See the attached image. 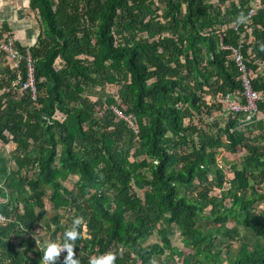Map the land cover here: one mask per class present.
Segmentation results:
<instances>
[{
  "label": "trees",
  "instance_id": "1",
  "mask_svg": "<svg viewBox=\"0 0 264 264\" xmlns=\"http://www.w3.org/2000/svg\"><path fill=\"white\" fill-rule=\"evenodd\" d=\"M253 4L30 0L35 42L16 40V68L0 49V141L12 145L0 150V264H40L37 229L62 239L76 216L80 264L105 251L116 264H264V0L249 17ZM10 31L0 24V40ZM239 44L262 94L250 119L222 103H246ZM223 149L246 151L230 178Z\"/></svg>",
  "mask_w": 264,
  "mask_h": 264
},
{
  "label": "built area",
  "instance_id": "2",
  "mask_svg": "<svg viewBox=\"0 0 264 264\" xmlns=\"http://www.w3.org/2000/svg\"><path fill=\"white\" fill-rule=\"evenodd\" d=\"M260 6L262 5L260 4ZM257 9H258V5L253 6L250 9L249 17L252 16L257 11ZM235 28L238 29V27ZM228 48L232 49L234 60L237 66L239 67V70L241 71V79L243 82L244 97L246 98V103H241L236 95H232L228 93L222 98L224 110L233 111V112H240V111L248 112L247 119H250L252 115H254L257 111V101H259L262 98V94L253 88L252 76H251L252 74L243 56L242 44H239L236 47L228 46ZM0 49L7 54V57L13 68H16L19 65V62L23 59L20 49L16 46V39L14 36L7 35L5 36V38L1 39ZM27 60H28V79L26 82H24L23 87L31 88L33 90V97L35 98L36 87H35V78L33 73L34 67L31 63V55L29 52H28ZM115 111L120 116H123L129 122L133 123L131 116L124 115L116 108ZM135 132H138L136 126H135ZM66 255H67L66 251L61 252L60 254L61 257H65Z\"/></svg>",
  "mask_w": 264,
  "mask_h": 264
},
{
  "label": "clouds",
  "instance_id": "3",
  "mask_svg": "<svg viewBox=\"0 0 264 264\" xmlns=\"http://www.w3.org/2000/svg\"><path fill=\"white\" fill-rule=\"evenodd\" d=\"M66 223L68 226L65 227L62 239H47L44 241L41 248L43 255L40 264H55L61 252L64 251L67 253L64 257V264H80L74 248L77 246L76 241L84 236L83 229L86 227L84 217L76 216ZM117 256V252L105 251L90 256L89 264H116Z\"/></svg>",
  "mask_w": 264,
  "mask_h": 264
},
{
  "label": "crops",
  "instance_id": "4",
  "mask_svg": "<svg viewBox=\"0 0 264 264\" xmlns=\"http://www.w3.org/2000/svg\"><path fill=\"white\" fill-rule=\"evenodd\" d=\"M253 2L256 6L260 0H253ZM29 5L30 0H0V24L4 21L9 24L10 33L21 46H31L40 31L35 12ZM8 34L9 32L5 33V35ZM259 71L264 76V63L260 65Z\"/></svg>",
  "mask_w": 264,
  "mask_h": 264
},
{
  "label": "rangeland",
  "instance_id": "5",
  "mask_svg": "<svg viewBox=\"0 0 264 264\" xmlns=\"http://www.w3.org/2000/svg\"><path fill=\"white\" fill-rule=\"evenodd\" d=\"M31 16H33V14H31ZM35 16V15H34ZM36 17V16H35ZM33 22L35 23V20L32 18ZM16 39V38H15ZM109 91H112V92H116L117 91V88H108ZM93 99H96V97H92ZM58 118L62 119L63 116L62 114H59L57 116ZM0 150L5 154L7 155L8 157H10V153H11V150H12V145L11 144H4L0 141ZM246 153V151L244 149H241L238 153L236 154H232L229 150H221V153L218 155V164L220 166H222L224 168V171L226 173V176L227 177H233V172H232V167H234L233 165L237 162H241L244 154ZM12 165H14L13 163H11ZM77 180V177H69L68 179H65L63 180L65 184L68 185V187H73V183ZM219 192V189H215V193H218ZM45 203H46V208H45V219H49V217L51 215L54 214V210L51 209V204H50V201H49V198L46 197L45 198ZM261 208H264V203L261 204L260 206ZM63 214L66 215L67 211L65 210H62L61 211ZM68 214L71 215V212L69 211ZM66 219V218H65ZM48 221V220H47ZM47 223V222H45ZM37 233H36V236L40 237L42 240H46V237H47V234L45 232V230H41V228H38L37 229ZM242 232H244V229L242 228ZM242 235H244V233H242ZM45 237V239H44ZM172 240H173V243L174 245H177L179 246L181 249H184V244L182 242V239H181V236H180V233L177 229H174V232L172 234ZM233 245H232V248L236 249L237 246L239 245V242L238 241H233L232 242ZM226 254V252L224 253V255ZM166 262H169V259H166ZM155 264H162L160 263L159 261L155 262ZM171 264H174V262L172 261Z\"/></svg>",
  "mask_w": 264,
  "mask_h": 264
}]
</instances>
